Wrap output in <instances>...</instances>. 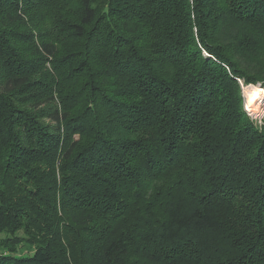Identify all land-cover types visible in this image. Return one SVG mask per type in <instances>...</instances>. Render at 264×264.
Masks as SVG:
<instances>
[{"label": "trees", "instance_id": "obj_1", "mask_svg": "<svg viewBox=\"0 0 264 264\" xmlns=\"http://www.w3.org/2000/svg\"><path fill=\"white\" fill-rule=\"evenodd\" d=\"M243 86L264 0H0V264H264Z\"/></svg>", "mask_w": 264, "mask_h": 264}, {"label": "bare ground", "instance_id": "obj_2", "mask_svg": "<svg viewBox=\"0 0 264 264\" xmlns=\"http://www.w3.org/2000/svg\"><path fill=\"white\" fill-rule=\"evenodd\" d=\"M245 103L249 110L257 109L258 100L263 96V92L254 86H244Z\"/></svg>", "mask_w": 264, "mask_h": 264}, {"label": "rangeland", "instance_id": "obj_3", "mask_svg": "<svg viewBox=\"0 0 264 264\" xmlns=\"http://www.w3.org/2000/svg\"><path fill=\"white\" fill-rule=\"evenodd\" d=\"M243 93H244V86H243ZM244 98H245V95H244ZM245 107L246 109L249 111V113L251 114L252 118L254 120H256L259 124H262V119H263V113H264V95L258 100V103H257V109L255 110H249L247 108V105L245 103ZM26 252V251H25Z\"/></svg>", "mask_w": 264, "mask_h": 264}, {"label": "built area", "instance_id": "obj_4", "mask_svg": "<svg viewBox=\"0 0 264 264\" xmlns=\"http://www.w3.org/2000/svg\"><path fill=\"white\" fill-rule=\"evenodd\" d=\"M264 115V114H263Z\"/></svg>", "mask_w": 264, "mask_h": 264}]
</instances>
